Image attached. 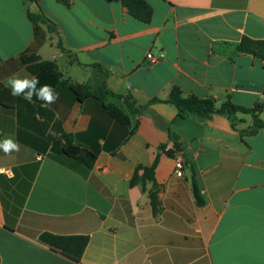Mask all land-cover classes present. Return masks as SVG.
Wrapping results in <instances>:
<instances>
[{
    "label": "crops",
    "instance_id": "1",
    "mask_svg": "<svg viewBox=\"0 0 264 264\" xmlns=\"http://www.w3.org/2000/svg\"><path fill=\"white\" fill-rule=\"evenodd\" d=\"M69 1L0 0V90H10L13 74L33 75L21 62L26 51L54 62L60 80L35 76L59 100L33 103L51 110L77 146L97 153L88 171L52 158L47 137L56 133L21 128L16 110L0 104V139L20 144L18 152L0 150V264H264V129L241 137L236 130L250 126V116L238 115L235 130L225 116L182 119L172 105L149 103L177 87L218 104L264 105V64L237 51L243 38L264 40V0H146L148 24L130 17L121 0ZM28 12L44 22L33 23ZM66 80L104 88L105 103L118 107L129 127L100 101L79 102ZM128 97L142 113H133ZM175 144L181 150L170 157ZM156 155L153 210L151 184L143 190L129 181ZM43 233L88 242L73 261L41 243Z\"/></svg>",
    "mask_w": 264,
    "mask_h": 264
},
{
    "label": "trees",
    "instance_id": "2",
    "mask_svg": "<svg viewBox=\"0 0 264 264\" xmlns=\"http://www.w3.org/2000/svg\"><path fill=\"white\" fill-rule=\"evenodd\" d=\"M40 0H25L26 3L34 2L38 3ZM58 3L69 6V0H56ZM121 5L127 11V14L133 19L148 24L150 23L153 15L152 7L146 2V0H121ZM28 18L33 23L44 22V19L40 15L27 13ZM48 25L50 32H54V28ZM239 54L251 55L254 58L259 59L264 64V40H251L249 38H243L237 46ZM21 62L26 69L33 75L46 76L50 82L60 80V74L57 69V65L54 62L42 61L34 52L28 50L21 56ZM64 85H67L70 91L75 95L79 102L87 98H93L102 103V106L108 116L116 121L118 124L129 127V118L115 105L106 104L105 97L109 94L104 88L99 90H91L89 87L79 84H73L69 81H64ZM51 85V84H50ZM123 98V96H118ZM126 98L128 106L133 110V113L140 114L144 107L134 108L135 103L129 102ZM166 103L174 106L177 109L178 116L185 119L188 116H194L199 119H211L214 115L225 116L228 119L234 121L232 127L236 130V121L238 115H245L251 117V125L243 130H236L242 137L244 135H254L258 131L264 129V121L261 120L260 114L264 111V105L260 103L254 104L250 108H245L233 104L228 98L223 103L218 104L214 98H199L193 95L185 96L180 89L173 87L170 91L168 98L161 101L157 98L152 99L149 103ZM0 104L7 107H12L16 110V118L18 125L26 130H30L40 135H44L48 129L53 130L57 136H48L47 140L50 143V153L52 158L68 163V166L78 169L84 168L86 171L92 169L97 153L94 151L81 148L74 143V138L71 134H66L58 122L54 120V114L51 110L44 108L33 102L29 103L20 97H12L10 90H0ZM42 119V120H40ZM134 130L130 131L132 134ZM165 146L161 148L164 151ZM181 148L178 144L174 145V149L166 151V154L173 157L176 152ZM159 155L153 160V163L149 167L138 166L132 178L129 181L130 186L140 185L143 190H147L146 185L151 184L148 189V198L153 210L158 205V185L154 179V170L158 164ZM191 182L193 187L194 197L199 206L205 204L203 196L198 188L195 176H191ZM39 240L41 243L47 245L51 249L60 252L65 257L79 261L82 253L87 245L88 238L86 236H58L49 233H43L40 235Z\"/></svg>",
    "mask_w": 264,
    "mask_h": 264
},
{
    "label": "clouds",
    "instance_id": "3",
    "mask_svg": "<svg viewBox=\"0 0 264 264\" xmlns=\"http://www.w3.org/2000/svg\"><path fill=\"white\" fill-rule=\"evenodd\" d=\"M38 76L30 75L20 77L18 74H13L8 77L6 86L10 89L12 97H20L25 101L33 102V97L41 101L44 106H50L57 103L59 94L49 84L40 85ZM0 150L6 155L20 150L19 142L11 136L0 139Z\"/></svg>",
    "mask_w": 264,
    "mask_h": 264
},
{
    "label": "built area",
    "instance_id": "4",
    "mask_svg": "<svg viewBox=\"0 0 264 264\" xmlns=\"http://www.w3.org/2000/svg\"><path fill=\"white\" fill-rule=\"evenodd\" d=\"M146 59L151 60L152 63H155L159 60L158 58H154L151 53L146 55ZM182 168L183 166L181 160H176L174 172L178 177L182 176Z\"/></svg>",
    "mask_w": 264,
    "mask_h": 264
},
{
    "label": "rangeland",
    "instance_id": "5",
    "mask_svg": "<svg viewBox=\"0 0 264 264\" xmlns=\"http://www.w3.org/2000/svg\"><path fill=\"white\" fill-rule=\"evenodd\" d=\"M55 30V29H54Z\"/></svg>",
    "mask_w": 264,
    "mask_h": 264
}]
</instances>
